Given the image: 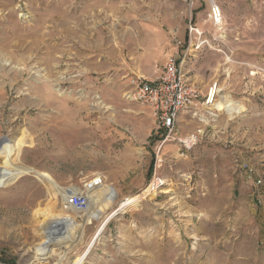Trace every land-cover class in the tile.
<instances>
[{"label": "rangeland", "instance_id": "1", "mask_svg": "<svg viewBox=\"0 0 264 264\" xmlns=\"http://www.w3.org/2000/svg\"><path fill=\"white\" fill-rule=\"evenodd\" d=\"M94 1L0 0V264H264V0ZM175 36L199 98L163 141L125 93Z\"/></svg>", "mask_w": 264, "mask_h": 264}, {"label": "built area", "instance_id": "2", "mask_svg": "<svg viewBox=\"0 0 264 264\" xmlns=\"http://www.w3.org/2000/svg\"><path fill=\"white\" fill-rule=\"evenodd\" d=\"M188 4L193 0H183ZM209 12L207 17L210 23L220 29L223 25V15L221 9L214 0H209ZM187 41L193 42L194 36L197 37L199 43H202L200 36L202 32L198 30L196 25L188 23ZM175 52L169 55L160 73L154 78L145 76H134L130 79L129 88L126 90V97L139 104L149 106L155 116L158 128L166 132L165 141L174 129L179 112L184 109L191 108L199 98L197 88L186 82L182 64L186 58V53L182 47L185 41L174 37ZM200 45H197V48ZM179 49L182 51L179 54ZM210 91L204 104H210ZM202 134L201 128L189 132L185 137L179 139L181 153L189 151L199 141ZM260 183V180H258ZM103 184L102 176H94L92 179L85 181L82 189H77L67 196V205L75 211H82L88 203L87 191Z\"/></svg>", "mask_w": 264, "mask_h": 264}, {"label": "bare ground", "instance_id": "3", "mask_svg": "<svg viewBox=\"0 0 264 264\" xmlns=\"http://www.w3.org/2000/svg\"><path fill=\"white\" fill-rule=\"evenodd\" d=\"M50 74H51V72L50 71H48V73H46V76H45V78H49L50 77ZM224 102V101H223ZM225 105V104H224ZM223 105V106H224ZM221 106L222 105H220L219 107H218V109L220 108L221 109ZM93 189V188H92ZM89 191V190H88ZM64 198H66L67 199V195H65L64 194ZM136 202V200H131V201H128V202H126V201H124V202H122L121 203V205H120V207L121 208H123V207H126V206H128V205H130V204H133V203H135ZM87 205H88V203H87ZM69 206V205H68ZM87 207V206H86ZM86 209V208H85ZM84 209V210H85ZM83 211V210H82ZM115 210H113V211H111L110 213H108L107 214V216H105V219L102 221V223L104 222V221H106V220H109L112 216H114L115 215ZM102 223L99 225V227H98V229L102 226ZM98 229H96V230H98ZM93 237V236H92ZM92 239V238H91ZM90 242H91V240L88 242V244H87V246H89V244H90ZM87 246L85 247V249L87 248ZM84 249V250H85ZM83 250V251H84ZM80 258V257H79ZM78 260V257H77V259L75 260V261H77Z\"/></svg>", "mask_w": 264, "mask_h": 264}, {"label": "crops", "instance_id": "4", "mask_svg": "<svg viewBox=\"0 0 264 264\" xmlns=\"http://www.w3.org/2000/svg\"><path fill=\"white\" fill-rule=\"evenodd\" d=\"M114 3H115L114 0H103L102 4H95V1H94V2L87 3V5H88V10H91V9L110 10L114 8L115 6Z\"/></svg>", "mask_w": 264, "mask_h": 264}]
</instances>
